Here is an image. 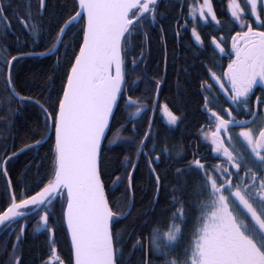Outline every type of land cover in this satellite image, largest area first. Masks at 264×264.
<instances>
[{"label":"snow or ice","instance_id":"obj_1","mask_svg":"<svg viewBox=\"0 0 264 264\" xmlns=\"http://www.w3.org/2000/svg\"><path fill=\"white\" fill-rule=\"evenodd\" d=\"M157 2L158 0H78L81 11L73 9L67 18H60L54 30L44 29L48 38L55 41L46 52L18 50L17 55H11L7 48L0 49V70L4 75L3 91L7 93V98L11 100L14 96H19L21 105L30 102L38 105L43 113V124H38L36 129L38 139L24 143L10 154L7 147L0 148L4 152L0 156V174L6 178L5 191L8 197L6 207L0 208V226L14 230L19 218L27 220L28 212H33L40 215L41 227L54 237L57 231L56 205L59 204L61 219L66 222L70 232L72 264H118L122 257V253L118 255L116 250L120 241L116 239L113 221L126 217L130 211H122L117 200L113 199L110 203L106 196L104 177L107 156L104 141L108 138L107 132L111 130L110 122L117 119L122 105L132 100L126 94L129 90L128 73L130 70L134 71L139 63L130 55L132 34L139 33L145 23L159 24ZM37 6L39 10L45 9L46 0H37ZM228 7L241 30L231 37L232 49L226 53L229 57L227 69L224 70L223 65L217 64L221 69L217 75L205 66L206 74L213 83L219 85L218 91L224 93L238 112L243 109L247 115L255 118L239 120L232 115L233 109L230 107L223 109L229 117L225 119L224 115L211 109L215 121L214 131L210 133L211 144L213 151L223 155L227 167L223 164L209 166L202 158H194L183 170L189 174L195 173L194 184L200 207L197 218L199 226L193 232V239L184 249L181 259L178 262L172 261V264H264V119L260 118L264 114V19H261L264 0H245L244 6L237 0H229ZM188 8L193 18L199 15L207 20L210 16L219 23L211 0L188 5ZM249 14L260 21L257 27H253L254 21L245 19ZM26 16L27 19L18 17L19 22L28 27L33 36L39 35L42 22L32 14L30 7ZM0 25L3 28L9 26L4 0H0ZM78 25L81 37L73 48V39L65 43V37ZM186 25L187 21L181 27ZM192 33L200 41L195 27L192 28ZM176 35L179 37L180 32L177 31ZM161 39L163 41L162 27ZM212 41L221 53L225 52L216 37H212ZM57 45L62 46L65 51L63 56H57L56 64L67 60L65 82L60 94L55 100L51 95H40L38 98L20 95L16 91V65L28 55L43 56L58 52ZM69 48H73L71 57L68 55ZM166 65L165 52V67ZM149 80L152 88L147 91L152 95L146 99L155 103L165 81L155 76ZM258 81L262 85V94L253 101V89ZM212 86L207 81L202 85L205 90H211ZM151 107L152 103L140 105L132 115ZM163 107L167 110V104ZM168 115L172 123L177 121V116L171 112ZM237 126L240 128L237 135L243 138L249 150L247 156L238 154L229 147L233 141L230 129ZM132 127L133 136L127 139L131 142L128 147L135 149L136 162L130 163L129 168L124 170L126 191L130 197H134L133 173L138 170L143 157L158 196L160 190L167 185L161 183V175L156 171L160 155L156 154L157 139L151 130V122L149 121L147 130L142 134L136 131L135 125ZM41 128H47L54 134V167L40 181L43 186L38 185L39 190L33 188L22 191L19 187L13 188L12 177L8 175L11 161L20 152L39 147L44 142ZM163 151L167 152V149ZM195 155L198 156V153ZM131 159L125 156V161ZM181 172V169H177L178 175ZM17 179L28 189L23 175ZM163 179H167L166 172ZM111 182L114 187H119L122 183L120 177ZM172 202L177 201L173 198ZM131 207L130 199L129 209ZM183 212V206L177 209L180 215ZM180 231L179 226L175 225L166 233L162 229H153L155 235L150 237L148 243L156 251L170 255L173 250L161 242L159 237L164 235L168 241H176ZM23 235L24 225H21L15 237L14 249L22 242ZM134 247L143 248L144 245L138 239ZM52 252H55L54 247ZM12 264H24V261L20 255H15ZM45 264L49 262L46 261ZM56 264H63V261L57 257ZM140 264L153 262L145 253Z\"/></svg>","mask_w":264,"mask_h":264},{"label":"trees","instance_id":"obj_2","mask_svg":"<svg viewBox=\"0 0 264 264\" xmlns=\"http://www.w3.org/2000/svg\"><path fill=\"white\" fill-rule=\"evenodd\" d=\"M7 5L9 26L3 28L0 25V49L7 48L11 55H17V51L24 52H46L51 47L54 40L48 38L44 29L54 30L57 22L63 16L67 18L73 9L78 11L77 0H46L44 12L38 9L37 0H4ZM160 5L164 4L159 2ZM189 4V1H186ZM29 7L33 15L41 21V31L39 35L33 36L28 27L22 25L18 17L27 19L26 13ZM164 9V7H163ZM173 26V22L169 23ZM171 32V30H170ZM73 33L75 34L73 36ZM81 37L79 25L65 37V43L69 39L75 42ZM170 41L169 67L165 77V83L161 85L159 100L167 104L170 112L178 119L174 124L167 125L160 116L155 115L145 117V121L140 122L143 116L133 117L131 119V105L123 104L122 110L117 113V119L111 121V130L107 132L105 161L106 175L105 190L111 203L113 199L117 200L121 210L130 214L124 218L114 219V233H117L116 239L120 241L117 245L118 255L122 253L118 264H140L145 253L148 254L153 264H172V261H179L185 248L189 246L193 239V232L198 228L197 218L200 215L198 196L195 190V173L189 174L183 171L187 164L194 158H202L209 166H216L222 159L212 154L208 143H205L200 130L201 122L208 116L202 112L205 102L210 103L208 90L203 91L204 81L210 83L206 74V67L209 68L210 61L206 62L184 60L182 54V43H176L172 34L168 35ZM187 37V34H186ZM33 41L35 43L33 44ZM138 40L137 47L142 43ZM204 45H210L205 43ZM133 50L132 37L129 45ZM179 47L181 49H179ZM73 48L68 49V55L71 57ZM59 51L52 55L39 56L28 55L19 61L16 65L15 80L18 81L16 91L22 96L31 95L38 98L40 95H51L53 100L60 94L65 74L67 72V60L56 64L57 56H63L65 49L59 46ZM135 50V49H134ZM155 54L163 63L162 48L156 46ZM195 54L196 52L193 51ZM180 53V54H179ZM132 52H130V55ZM199 54V52H197ZM204 57V52L201 54ZM200 56V57H201ZM198 56V58H200ZM220 58V57H219ZM220 63V59H218ZM13 64H16L13 61ZM128 73V92L132 98L144 100V103H151L146 97L152 93L147 91L148 77L145 73L139 74L140 80L137 85L133 83L135 76ZM4 75L0 70V148L7 147L11 152L17 151L24 143H31L38 139L36 135L37 125L43 124V113L38 105L32 103H19V96H14L11 100L7 98V93L3 91ZM138 87V89H135ZM151 122V130L157 139V152L160 155V162L156 171L161 175V183L166 184V188L160 190L159 195L155 193V183L151 182L149 169L143 161L139 162V168L133 173L134 197H130L126 191V181H124V170L129 168L130 163L136 162L135 149L128 147L131 143L127 138L133 136V125L136 131L141 134L147 130ZM138 122L140 125H138ZM137 123V125H136ZM126 124V126H125ZM123 125V126H122ZM125 126V127H124ZM45 139L44 142L36 148L20 152L12 161L9 167L8 175L12 177V187H19L22 191L30 189L39 190L37 187L44 180L46 173H49L54 167V134H49V129L41 128ZM139 143V138L136 139ZM167 149L164 152L163 149ZM200 151L201 154H197ZM179 153V155H177ZM4 152L0 151V156ZM152 155V153H149ZM125 156L132 159L125 161ZM26 168L28 171L26 172ZM177 169H181V174H177ZM217 171H219L217 169ZM166 172L167 179H163ZM23 175L24 181L28 184V189L24 188V183L17 179ZM120 177L122 183L119 187H114L112 180ZM47 182L46 180L44 181ZM186 182V183H185ZM6 178L0 174V208L6 207L8 199L6 190ZM30 194H34L31 193ZM173 198L176 203H173ZM132 200V207L129 209V200ZM183 206V215L177 213V209ZM114 207V211H115ZM173 213H177L175 216ZM39 214L33 213L27 216L29 223L22 242L16 249L13 245L16 243V235L19 233L21 219L15 229H6L0 233V264H12V258L20 255L24 264H45L52 253L53 245L57 247L59 254L64 258L67 264H72L71 244L66 229L65 221L61 219L60 205H56L55 225L57 231L54 240L51 239L47 231L36 232ZM25 219V218H24ZM179 226L180 233L177 234L176 241H168L167 237L161 235L159 240L171 248L170 255H165L163 251H156L154 246H150L148 241L153 233V229H162L167 232L173 226ZM144 245L143 248L134 247L137 240ZM54 242V243H53Z\"/></svg>","mask_w":264,"mask_h":264},{"label":"flooded vegetation","instance_id":"obj_3","mask_svg":"<svg viewBox=\"0 0 264 264\" xmlns=\"http://www.w3.org/2000/svg\"><path fill=\"white\" fill-rule=\"evenodd\" d=\"M160 1L163 2L164 4L160 5L159 4ZM186 1L187 0H158L156 5V11H157V18L159 19V24L145 23L143 25V28L139 31V33L132 34L133 50L131 51L132 52L131 56L139 61L137 67L132 72L135 76V79L133 81L134 84L137 85L138 81L140 80L139 74L143 72L145 73L144 75L148 77L147 90L152 88V83L149 80L150 77L155 76L158 79L163 78L165 80L166 73L169 67V56H170L168 49L170 48L171 39H169L168 37L169 34H172L178 46L179 44L182 43L183 39L185 40V43L182 44V49L179 47V49L182 50L183 56L185 57L184 60L186 61L198 60L200 62L204 61L206 62L205 65H207V59H209L210 61L209 68L212 69V71H215L217 75H219L221 71V69L217 67V64L223 65L224 70L227 69V64L229 63V57L226 55V53L232 49L231 37L235 35L236 31L241 30L239 23L231 15V10L228 7L229 0H211L213 10L216 13L217 21H219V23L213 21L210 16L208 17L207 20L201 18L199 15L193 18V16L189 14L188 5L202 4L203 0H188L189 1L188 5L186 4ZM237 2L241 3V5L244 6L245 0H237ZM258 10H260L259 7ZM150 19L151 18L149 17V20ZM245 19L248 20L249 22L254 21L253 27H257L260 23V21H257L255 19V16L251 14L246 16ZM261 19H264V14L261 15ZM171 21L173 22V26H169V23ZM185 21H187L186 27H181L185 25ZM161 27L163 28V41L161 39ZM193 27H195L196 32L199 33L201 38L200 41H197L195 35L192 33ZM177 31L180 32L179 37H177L176 35ZM212 37H216L220 41L221 45L225 49V52L223 53L220 52L216 44L213 43ZM138 40L142 43L140 48L137 47ZM165 42H166V47H165ZM207 42L208 44H210L209 46L204 45ZM156 46L162 48V58H163L162 64L160 61L161 59L157 57L155 54L154 50H156ZM193 51H195L196 54ZM202 51L204 52V57L201 56ZM165 52L167 53L166 67H165ZM197 52H199V54H197ZM141 53H143V55H141ZM198 56L201 57L198 58ZM232 58H234V55ZM218 59H220V63L218 62ZM138 77L139 79H137ZM209 84L213 85L212 89L208 90L210 95L209 96L210 103L206 101L202 109V112L203 111L206 112L208 116L201 122L200 130L202 132V137L205 143H208L210 145V148L213 152L212 154L222 159V161H220L218 164L220 165L223 164L224 167H227V163L223 155L221 153H216L215 151H213V145L211 144L210 133L214 131V126H215V121L211 115V109L214 108L215 111L219 112L221 115H224L225 119H228L229 117L225 114L223 109H227L230 107L233 109L232 115L239 120H249L252 118V116L247 115L243 109H240L238 112L237 109L235 108V105H233L230 101H228L224 93L222 91H218L219 85L213 83L211 79ZM261 88L262 85L258 81V83L253 89V101L257 96H260L262 94ZM135 89H138V87H135ZM203 91L206 90L204 89ZM151 103H152L151 108H148L147 110H142L140 113L133 116L132 113L136 111V108L145 103L144 100L141 99L138 100L136 98H132L131 102L127 103L128 105L132 106L130 109L131 119L133 117H137L140 115L143 116L140 122L142 121L144 122L145 117L149 115L154 117L155 115H157L160 116L167 125L174 124L171 122L170 117L168 115V113L170 112L168 106H167V110H165L163 107L165 103H162L159 100V98L155 103L153 102ZM157 104L159 105L158 107ZM260 118L264 119V114H262ZM138 125H140L139 122ZM230 132L233 135V141L229 145V147L232 148L236 153L247 156L249 154V150L247 149L246 142L243 140L242 137H238L237 135L240 132V128L238 126L234 127L230 129ZM206 133L208 135H205ZM225 142L227 143V141ZM198 154H201L200 151H198ZM31 214H33V212H30L27 216ZM20 219H21L20 220L21 225H24L25 222L27 223L26 226L27 229L29 226L28 221L25 220L24 218H20ZM19 222H17L16 225ZM40 226H41V222L39 215L38 225L36 226L35 231L38 233L47 231V229L39 230ZM4 230L6 229L3 227L0 228V233ZM11 231H13V229H11ZM25 232L23 238L25 236ZM53 247L55 248L56 246L53 245ZM57 257L61 261H63V264H67L64 258L59 254L58 249L56 254L53 252L51 253V256L47 261L49 262V264H56Z\"/></svg>","mask_w":264,"mask_h":264},{"label":"water","instance_id":"obj_4","mask_svg":"<svg viewBox=\"0 0 264 264\" xmlns=\"http://www.w3.org/2000/svg\"><path fill=\"white\" fill-rule=\"evenodd\" d=\"M78 1V0H77ZM44 11V9L43 10H41V12H43ZM78 11H81V9L78 7ZM59 46L60 45H57V48H59ZM56 51H54V52H51V53H47L46 55H52V54H54ZM46 55H43V56H46ZM39 56H41V55H39ZM252 119H254V117H252L251 119H249V120H252ZM111 123V122H110ZM51 133V131H49V134ZM105 142V141H104ZM105 193H106V190H105ZM106 196H107V193H106ZM107 198H108V196H107ZM109 200V199H108ZM30 212H28V214H29ZM40 222H41V220H40ZM42 223V222H41ZM65 225H66V222H65ZM26 226H27V223L25 222L24 223V232H25V229H26ZM3 226H0V228H2ZM43 229H45V228H43V227H41L40 226V229L39 230H43ZM66 229H67V226H66ZM67 232H68V236H69V240H70V244H71V237H70V232L67 230ZM51 239H54V237L51 235ZM56 252H57V248L55 247V254H56ZM148 255V254H147Z\"/></svg>","mask_w":264,"mask_h":264}]
</instances>
